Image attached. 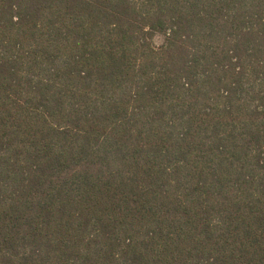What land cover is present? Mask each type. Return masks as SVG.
I'll use <instances>...</instances> for the list:
<instances>
[{"label": "trees", "instance_id": "16d2710c", "mask_svg": "<svg viewBox=\"0 0 264 264\" xmlns=\"http://www.w3.org/2000/svg\"><path fill=\"white\" fill-rule=\"evenodd\" d=\"M0 264H264V0H0Z\"/></svg>", "mask_w": 264, "mask_h": 264}, {"label": "rangeland", "instance_id": "374dc122", "mask_svg": "<svg viewBox=\"0 0 264 264\" xmlns=\"http://www.w3.org/2000/svg\"><path fill=\"white\" fill-rule=\"evenodd\" d=\"M165 37L161 34H158L154 38V42L157 46H160L164 43Z\"/></svg>", "mask_w": 264, "mask_h": 264}]
</instances>
